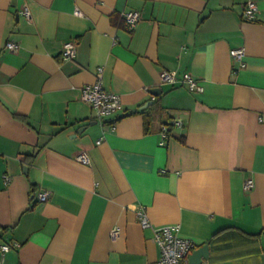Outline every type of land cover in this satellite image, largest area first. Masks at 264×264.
Listing matches in <instances>:
<instances>
[{
    "label": "crops",
    "instance_id": "1",
    "mask_svg": "<svg viewBox=\"0 0 264 264\" xmlns=\"http://www.w3.org/2000/svg\"><path fill=\"white\" fill-rule=\"evenodd\" d=\"M99 68L122 101L107 123L81 99ZM165 70L203 92L163 84ZM169 225L209 244L204 264H264V0H0V264H155L154 228Z\"/></svg>",
    "mask_w": 264,
    "mask_h": 264
},
{
    "label": "built area",
    "instance_id": "2",
    "mask_svg": "<svg viewBox=\"0 0 264 264\" xmlns=\"http://www.w3.org/2000/svg\"><path fill=\"white\" fill-rule=\"evenodd\" d=\"M259 8L256 2H248L246 5L244 16L247 19H253L257 14ZM77 16H83L80 10H76ZM24 14L28 19H31V12L25 9ZM123 17L126 20L130 29H134L141 20V14L138 11H128L123 13ZM20 44L15 41H8L6 43V50L11 52H17L20 49ZM77 55V43L75 41H69L64 45L62 51V58L64 61H69L75 58ZM234 59L243 65L245 50L234 49L232 50ZM103 68L98 69L97 81L95 84L87 85L82 88L81 99L90 104L96 111L97 119L102 123H107L109 119L114 117L122 108V101L118 94L108 91L104 88L102 83ZM162 83L165 85L177 86L186 85L192 92H203L204 88L200 82L194 78L190 73H185L181 77L178 76L176 71L165 70L161 75ZM176 125L182 127L181 121L176 122ZM114 126V125H113ZM169 125L165 124L162 127V141L163 145H166L170 136L168 134ZM103 138L98 141V144L102 143ZM79 162L90 164L91 158L88 153L83 152L77 157ZM6 183L11 181L10 176H6ZM255 187V183L252 179H248L245 183V190L251 191ZM49 192H42L39 195V199L42 202H46L50 199ZM139 220L144 228H153L152 223L149 220L145 211L139 212ZM180 226L169 225L159 228H154L155 240L161 248L160 260L155 264H192L191 255L197 249L198 245L191 239L184 238L178 234ZM121 235V229L115 228L112 231L111 237L113 240L117 239ZM19 246V244H17ZM3 251L7 252L10 247L4 245ZM204 264V263H203Z\"/></svg>",
    "mask_w": 264,
    "mask_h": 264
},
{
    "label": "water",
    "instance_id": "3",
    "mask_svg": "<svg viewBox=\"0 0 264 264\" xmlns=\"http://www.w3.org/2000/svg\"><path fill=\"white\" fill-rule=\"evenodd\" d=\"M151 92L154 95H159L161 94L162 91L160 89H154ZM84 129H81L80 133H82ZM25 170L26 172H28L29 167H25ZM208 257H209V244L204 245L193 252V254L191 255V263L192 264H203L204 259H207Z\"/></svg>",
    "mask_w": 264,
    "mask_h": 264
},
{
    "label": "trees",
    "instance_id": "4",
    "mask_svg": "<svg viewBox=\"0 0 264 264\" xmlns=\"http://www.w3.org/2000/svg\"><path fill=\"white\" fill-rule=\"evenodd\" d=\"M156 104V103H155ZM158 107V106H157ZM157 107H152V108H150V110L151 111H147V110H144L143 112H145L146 114H145V116H146V118H147V126H149L150 125V123H151V119H152V117H153V115H154V113H157L158 112V108ZM147 111V112H146ZM169 125V130H168V134H169V136H171V134H172V130H173V126L171 125V124H168ZM230 232H232V231H229L228 233H230ZM252 242L255 244V249L252 251L253 253L254 252H257V251H259L260 250V247H259V242H258V240H257V238H254V239H252Z\"/></svg>",
    "mask_w": 264,
    "mask_h": 264
}]
</instances>
